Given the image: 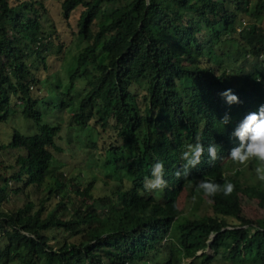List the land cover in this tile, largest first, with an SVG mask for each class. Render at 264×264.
<instances>
[{
	"label": "trees",
	"instance_id": "1",
	"mask_svg": "<svg viewBox=\"0 0 264 264\" xmlns=\"http://www.w3.org/2000/svg\"><path fill=\"white\" fill-rule=\"evenodd\" d=\"M251 2L63 0L65 19L83 8L78 35L86 42L69 75L68 96L77 80L86 87L69 127L83 137L94 130L103 139L100 169L118 184L109 195L94 198L91 183L84 188L77 184L70 192L58 172L53 185L43 188L46 198L36 208L27 189L46 184L53 151L62 150L56 144L61 126L41 124L37 100L31 97L39 85L31 62L36 58L45 65L57 32L45 30L42 18L48 15L38 0L15 6L0 0V121L6 120L14 97L38 128L32 136L14 131L6 148L24 154L16 156L13 166L0 165V264H175L179 256L193 258L190 264H195V255L205 248L213 260L221 253L223 264H264V220L245 218L240 200L252 198L264 207V183L242 182L237 173L226 176L223 160L205 155L187 178L176 175L184 163L182 151L197 136L214 137L225 130L220 157L224 151L227 157L230 141L232 148L239 144L232 136L235 128L264 104V28L248 25L231 37L242 27L239 16L264 18V0L254 1L252 9ZM104 5L114 7L107 12ZM103 18L106 23H96ZM228 42L237 44L236 58L224 62L228 51L221 47ZM63 48L56 44L58 53ZM227 89L240 103L226 102L221 93ZM68 107L67 102L59 106ZM225 115L227 125L220 122ZM98 140L85 144L96 148ZM157 161L164 165L167 187L149 191L144 183ZM119 173L130 187L119 184ZM204 177L219 184L227 179L235 190L230 196L207 197L195 186ZM183 188L206 198L212 214L178 225L173 243L169 237L181 215L176 198ZM12 196L24 197L16 210L7 208ZM56 198L48 211L46 202ZM158 253L164 257L160 262ZM200 257L204 263L212 259Z\"/></svg>",
	"mask_w": 264,
	"mask_h": 264
},
{
	"label": "rangeland",
	"instance_id": "2",
	"mask_svg": "<svg viewBox=\"0 0 264 264\" xmlns=\"http://www.w3.org/2000/svg\"><path fill=\"white\" fill-rule=\"evenodd\" d=\"M24 0H10L11 5L15 6L16 4L23 2ZM43 4V7L46 10L47 17L42 18V24L44 25L45 30L53 34V28L56 29L57 35L55 34V41L50 45L47 50L45 57V65L40 63V60L33 58L31 65L35 71V78L39 80V85L35 87L31 93V97L37 100L36 109L41 114V124H48L51 126L60 125L61 132L59 134L60 138L57 140V146L61 148V153H55L54 162L52 163L49 176L47 177L46 184L39 190L35 188H28L27 192L29 193L31 200L35 203L36 208L39 205L41 200L46 198V194L43 188L46 185H53L54 175L60 172L63 174L65 180L63 182L66 184L67 188L72 191L76 189L77 184H80V188H84L88 183H91L93 189L91 194L94 198H99L102 196L109 195L113 188L118 184L112 178H106L103 171L100 169V166L103 162V152L104 146H106L103 139L100 137L98 140V135L96 131L87 130L83 135H77L79 130H73L69 127V117L72 116V110L75 109L83 95L86 93L85 82L82 80H77L75 83L73 91L70 93V96L66 94V91L69 87V75L76 68V59L81 50L86 46V42L81 39L78 35V25L80 15L83 12L81 6L73 10L67 19L64 18V15L61 10V3L63 0H38ZM255 2L257 0H254ZM252 0L249 8L252 9L254 4ZM124 3V2H121ZM116 5V4H115ZM114 5H104L105 11L109 12ZM250 9V10H251ZM107 18L96 21L97 24H104L107 22ZM238 21L242 24V27H239L237 33L233 34L231 37H236L238 32L242 30L243 27L248 25L257 24L258 26L264 28V18L260 19H250L245 16H239ZM58 40V41H56ZM56 44L63 45V48L59 53L56 50ZM237 44L228 42L221 49L223 51H228L227 56L224 55L223 61L231 62L235 56ZM229 55V56H228ZM248 65V64H247ZM71 97V98H70ZM62 102H67L69 107L66 110L59 108ZM23 105L18 104L16 98L11 99V109L5 121H0V165L9 166L14 165L16 156L23 155V151L20 149H8L6 146L10 143L14 131H18L22 136H32L38 133V128L36 123L27 118L23 113ZM109 135H113L111 131L108 132ZM202 140L205 138L201 136ZM210 138V137H208ZM224 137L219 135H214L210 138L208 143H204L205 151H207L208 145L213 144V142H218L217 152L220 156L221 150L225 147L222 143ZM87 139L98 140L96 148H93L90 144L86 145L85 141ZM108 141V138H105ZM208 140L207 138L204 141ZM110 141H108L107 145ZM113 142V139L111 140ZM89 143V142H88ZM221 160V159H219ZM223 168L227 170L226 176L232 175L237 172L238 176L242 182L247 181V183L258 182L254 174V162L249 166H241L234 164L230 159H227L226 156L222 159ZM1 169V167H0ZM0 172L4 173V170ZM120 180L124 187H130L129 179L124 177L122 173L118 174ZM233 176V175H232ZM71 181L74 183V187L71 186ZM70 182V183H69ZM107 183V185L104 184ZM260 183V182H259ZM12 184V183H11ZM189 188H183L176 198V206L181 211V215L176 219L172 227V237H169L173 243L176 242L175 230L178 225L184 223L186 220H193L199 216H207L212 214L209 201L200 196L195 192V195H190ZM69 197H73L70 193ZM24 197H14L10 198L8 204L9 210H16L21 207L23 204ZM242 204L243 216L247 219L254 220V222H262L264 220V207H260L256 200L252 198L242 197L240 198ZM58 198L51 199L46 202L45 206L47 210L54 208L57 203ZM90 203V201H88ZM100 212H102L101 207L98 204L95 205ZM228 222L234 223L233 219H229ZM214 237V236H213ZM211 236L207 240V244H210V240L213 239ZM206 250L198 251L202 254L207 255L212 258L209 263H204V257L201 258L202 254L195 255V264H223V259H221V253L218 254L217 258L213 260V252L205 248ZM163 255L161 253L157 254L158 261L163 260ZM197 258V259H196ZM193 258H182L179 256L175 258V264H190ZM222 262V263H221ZM226 264V263H224Z\"/></svg>",
	"mask_w": 264,
	"mask_h": 264
},
{
	"label": "clouds",
	"instance_id": "3",
	"mask_svg": "<svg viewBox=\"0 0 264 264\" xmlns=\"http://www.w3.org/2000/svg\"><path fill=\"white\" fill-rule=\"evenodd\" d=\"M221 95L226 99V102L229 105L240 103L238 96L233 93L232 89L225 90L221 93ZM229 120V116L225 115L224 118L220 120V122L223 125H227ZM216 135L225 138L226 132L225 130H222L220 134ZM232 136L238 139L239 144L232 148V143L229 140L230 143L225 149H228V152H230L227 156V159H230L234 164L245 167L253 164L254 162L255 177L259 182L264 183V104L260 105L258 110L250 111L248 114H246L243 120L235 128ZM209 137L212 138L213 136ZM205 138L208 140L204 141ZM205 138L202 140L201 137L197 136L195 143H189L186 145L185 149L181 153V159L184 161V163L180 170L176 172L178 178H187L190 174V170L196 168L201 163L202 155L207 156L211 161L215 162L219 159H223L218 155L216 145L217 142L209 144L207 151H205L203 144L210 141L208 136ZM224 154V156H226L225 151ZM163 177L164 165L162 162L157 161L152 165L151 178H146L145 180V189L149 191L163 190L167 187V182ZM195 186L198 191H202L207 197H214L221 192L224 196H230L235 190V185L229 182L227 179H224L223 184H219L204 177L203 179L197 181Z\"/></svg>",
	"mask_w": 264,
	"mask_h": 264
},
{
	"label": "water",
	"instance_id": "4",
	"mask_svg": "<svg viewBox=\"0 0 264 264\" xmlns=\"http://www.w3.org/2000/svg\"><path fill=\"white\" fill-rule=\"evenodd\" d=\"M209 251H210V249L209 248H207ZM200 254H202V252H200Z\"/></svg>",
	"mask_w": 264,
	"mask_h": 264
}]
</instances>
